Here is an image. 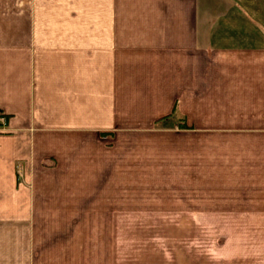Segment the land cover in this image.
Returning <instances> with one entry per match:
<instances>
[{
    "label": "crops",
    "instance_id": "1",
    "mask_svg": "<svg viewBox=\"0 0 264 264\" xmlns=\"http://www.w3.org/2000/svg\"><path fill=\"white\" fill-rule=\"evenodd\" d=\"M0 117V264H221L125 230L264 231V0H0ZM131 153L177 211L111 188Z\"/></svg>",
    "mask_w": 264,
    "mask_h": 264
},
{
    "label": "rangeland",
    "instance_id": "2",
    "mask_svg": "<svg viewBox=\"0 0 264 264\" xmlns=\"http://www.w3.org/2000/svg\"><path fill=\"white\" fill-rule=\"evenodd\" d=\"M106 138V136H105ZM159 143H163L164 144V140H158ZM158 159V158H157ZM110 161H115L117 163V161H122L121 165H113L110 164V168H109V173L112 176V181H110L109 183L111 184V188H125V189H134V188H139V189H151V190H157L158 191V197L157 200L160 202H158L157 204L160 207H163L162 209L165 210H173V211H177L178 210V205L175 204L173 202V204H171L172 198L166 194L167 190H171V188L168 189L167 185H166V181L161 180L162 182H160V180L158 181V183H154L151 181H148L147 178L150 177V175L152 177H154L153 172L151 171V169L148 166H144V164H134L133 165V161L134 158L132 157V153L131 154H127L125 155V157H119V160L115 159L113 156L110 159ZM153 161H155V163H157V177L158 179L164 178L166 176V164L165 160L163 159H153ZM114 163V162H112ZM124 179L123 181L119 182L120 180ZM135 179H140L141 181H136ZM121 185V186H119ZM151 200V199H149ZM169 205V206H167ZM167 206V207H166ZM175 221L178 222H193L191 219H189L188 217L185 216V218L183 219V217L181 216L178 219H175ZM127 237L129 236L130 238H133L135 236V238H150V237H154V238H158V239H167V240H171L173 241L174 244V248L175 246H177L178 244H180V242L187 240V241H192L194 239L197 240H202L203 242L206 243H211L212 245H207L206 246V254L209 253H213V251L219 250V248H221L220 250V258H221V264H230L229 262V255L231 252V249L234 250V252L236 253V249L238 250H243L245 251L246 247L245 246H230L226 243H228V241H230L232 234H234V236H236L238 239H243L244 241L247 240L248 238H251V235H257V236H261L262 233H264V231L262 230H258V231H253V230H237V231H230V230H186V229H182V227L180 228H176V229H172V230H135V229H130L127 228L125 230ZM214 240H216V247L214 246ZM218 244H221V246H217ZM210 249V250H209ZM213 250V251H212ZM257 254L258 252L260 253L263 249H261L260 247H257ZM211 251V252H209ZM239 254V253H238ZM264 263V262H263ZM242 264H247L245 262H243ZM250 264H262V262H250Z\"/></svg>",
    "mask_w": 264,
    "mask_h": 264
},
{
    "label": "built area",
    "instance_id": "3",
    "mask_svg": "<svg viewBox=\"0 0 264 264\" xmlns=\"http://www.w3.org/2000/svg\"><path fill=\"white\" fill-rule=\"evenodd\" d=\"M5 123V118L4 117H0V126L3 125Z\"/></svg>",
    "mask_w": 264,
    "mask_h": 264
}]
</instances>
